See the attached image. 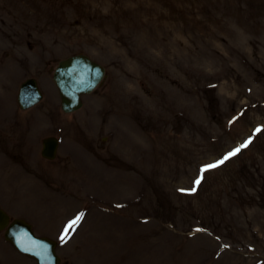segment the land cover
<instances>
[{
  "label": "rangeland",
  "instance_id": "rangeland-1",
  "mask_svg": "<svg viewBox=\"0 0 264 264\" xmlns=\"http://www.w3.org/2000/svg\"><path fill=\"white\" fill-rule=\"evenodd\" d=\"M76 54L105 77L65 114ZM0 206L60 264H264V0H0ZM0 264L35 263L0 234Z\"/></svg>",
  "mask_w": 264,
  "mask_h": 264
},
{
  "label": "water",
  "instance_id": "water-1",
  "mask_svg": "<svg viewBox=\"0 0 264 264\" xmlns=\"http://www.w3.org/2000/svg\"><path fill=\"white\" fill-rule=\"evenodd\" d=\"M104 69L84 55L71 56L58 64L53 81L61 98L62 110L73 112L82 106L81 95L90 93L102 80ZM42 94L35 80L25 81L18 93V104L26 109L39 100ZM57 140L45 139L42 156L53 159L56 153ZM0 209V230L6 228L5 239L20 252L33 258L37 264H59L55 253L56 243L48 238L36 237L31 226L23 220H13Z\"/></svg>",
  "mask_w": 264,
  "mask_h": 264
},
{
  "label": "snow or ice",
  "instance_id": "snow-or-ice-1",
  "mask_svg": "<svg viewBox=\"0 0 264 264\" xmlns=\"http://www.w3.org/2000/svg\"><path fill=\"white\" fill-rule=\"evenodd\" d=\"M257 132L260 131V129L256 130ZM251 142V140L246 141L244 144H242L240 147L234 149L232 152L226 154L223 159L219 160L217 163L215 164H210L207 165L205 168L201 169V174H203L205 171L209 170V169H213L216 168L218 166H220L221 164H223L226 160H228L229 158L235 156L238 152H240L241 148H245L248 146V144ZM200 183V179H197L195 181L196 185H199ZM195 190V188H193V191ZM81 220V216H77L75 217V219H73L72 221H70V223L68 225L65 226L63 233L60 236L61 241H66V237H68L69 232L71 230H74L75 226L79 223V221Z\"/></svg>",
  "mask_w": 264,
  "mask_h": 264
}]
</instances>
